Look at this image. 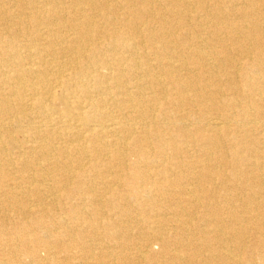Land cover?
<instances>
[{
	"label": "bare ground",
	"instance_id": "bare-ground-1",
	"mask_svg": "<svg viewBox=\"0 0 264 264\" xmlns=\"http://www.w3.org/2000/svg\"><path fill=\"white\" fill-rule=\"evenodd\" d=\"M80 253L264 264V0H0V264Z\"/></svg>",
	"mask_w": 264,
	"mask_h": 264
},
{
	"label": "rangeland",
	"instance_id": "rangeland-1",
	"mask_svg": "<svg viewBox=\"0 0 264 264\" xmlns=\"http://www.w3.org/2000/svg\"><path fill=\"white\" fill-rule=\"evenodd\" d=\"M10 215H11V213H9ZM134 230V229H133ZM135 231V230H134ZM136 232V231H135ZM82 237V236H81ZM80 236H79V239L77 238V245L78 244H80L81 242H82V238H81ZM247 245H246V248H245V253L246 254H248L250 251H251V249H252V247H253V241H252V239H248L247 240ZM103 245L102 246H106L107 245V247H108V250L107 251H109L110 253H109V255L110 254H112L113 255V252L115 251V248H114V250H113V246L111 245V242H109V241H103V243H102ZM150 247V249L152 250V251H154V252H157L158 250H159V245L157 244V243H155V242H152L151 243V245L149 246ZM40 249V250H39ZM203 254H207L206 252H204ZM106 255H108V254H106ZM108 255V256H109ZM35 256L38 258V259H42V258H45L46 257V252L43 250V249H41V248H38L37 249V252L35 253ZM73 256H76L77 258H71V261H72V263L73 264H78V263H80L81 261H83L82 259H80V257L79 256H81V253L80 254H73L72 255V257ZM111 258V257H110ZM21 259H23V260H21ZM197 259H199V258H197ZM196 259V260H197ZM20 261H22V263L21 264H33L31 261L29 262L28 261V259L27 258H20ZM29 262V263H28Z\"/></svg>",
	"mask_w": 264,
	"mask_h": 264
}]
</instances>
